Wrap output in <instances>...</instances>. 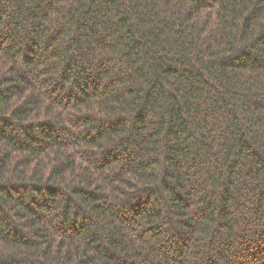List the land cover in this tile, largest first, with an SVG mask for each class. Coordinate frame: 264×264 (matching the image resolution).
I'll return each instance as SVG.
<instances>
[{"label":"trees","instance_id":"obj_1","mask_svg":"<svg viewBox=\"0 0 264 264\" xmlns=\"http://www.w3.org/2000/svg\"><path fill=\"white\" fill-rule=\"evenodd\" d=\"M0 264H264V0H0Z\"/></svg>","mask_w":264,"mask_h":264}]
</instances>
